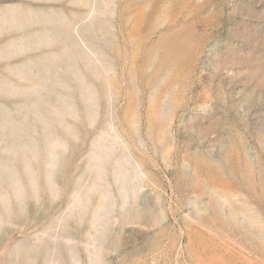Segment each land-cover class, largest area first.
<instances>
[{
    "label": "rangeland",
    "instance_id": "374dc122",
    "mask_svg": "<svg viewBox=\"0 0 264 264\" xmlns=\"http://www.w3.org/2000/svg\"><path fill=\"white\" fill-rule=\"evenodd\" d=\"M0 264H264V0H0Z\"/></svg>",
    "mask_w": 264,
    "mask_h": 264
},
{
    "label": "bare ground",
    "instance_id": "6f19581e",
    "mask_svg": "<svg viewBox=\"0 0 264 264\" xmlns=\"http://www.w3.org/2000/svg\"><path fill=\"white\" fill-rule=\"evenodd\" d=\"M214 261V260H213Z\"/></svg>",
    "mask_w": 264,
    "mask_h": 264
}]
</instances>
